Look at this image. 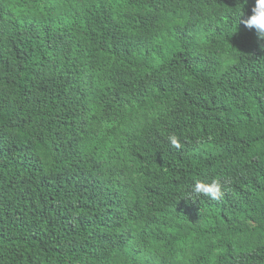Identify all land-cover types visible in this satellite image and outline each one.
<instances>
[{"label":"trees","instance_id":"16d2710c","mask_svg":"<svg viewBox=\"0 0 264 264\" xmlns=\"http://www.w3.org/2000/svg\"><path fill=\"white\" fill-rule=\"evenodd\" d=\"M254 2L0 0V264H264Z\"/></svg>","mask_w":264,"mask_h":264},{"label":"clouds","instance_id":"9594fccd","mask_svg":"<svg viewBox=\"0 0 264 264\" xmlns=\"http://www.w3.org/2000/svg\"><path fill=\"white\" fill-rule=\"evenodd\" d=\"M247 0H245V3ZM243 5L235 7L237 15L235 30L239 23H243L248 30L254 31L257 40H264V0H255L254 6L251 8V15L246 19H241L244 16L242 11ZM169 144L174 148H181L180 137L175 133H171L167 137ZM229 181L222 178H213L210 181L195 179L187 193L189 199L198 200L201 196L207 197L212 201H220L225 195V185Z\"/></svg>","mask_w":264,"mask_h":264}]
</instances>
